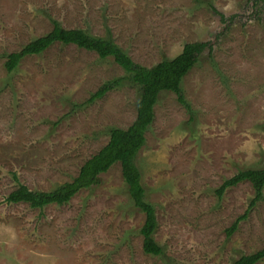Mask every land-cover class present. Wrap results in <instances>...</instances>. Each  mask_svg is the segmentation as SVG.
Instances as JSON below:
<instances>
[{
  "label": "rangeland",
  "instance_id": "1",
  "mask_svg": "<svg viewBox=\"0 0 264 264\" xmlns=\"http://www.w3.org/2000/svg\"><path fill=\"white\" fill-rule=\"evenodd\" d=\"M52 20L112 36L147 68L187 43L211 47L182 83L192 119L173 93H161L136 159L162 256L143 251L145 215L119 163L67 205L5 202L18 184L49 192L71 182L110 129L137 117L139 91L126 80L86 104L126 77L113 58L55 44L7 72L6 56L51 32ZM263 169L264 0H0V264H234L264 249V194L228 236L255 191L245 181L219 200L215 190L239 171Z\"/></svg>",
  "mask_w": 264,
  "mask_h": 264
},
{
  "label": "trees",
  "instance_id": "2",
  "mask_svg": "<svg viewBox=\"0 0 264 264\" xmlns=\"http://www.w3.org/2000/svg\"><path fill=\"white\" fill-rule=\"evenodd\" d=\"M211 8L215 10L214 7ZM52 25L51 32L31 41L20 51L6 56L5 68L7 72H15L24 59L42 55L55 44L74 45L79 49L96 53L102 60L113 58L116 64L124 70L126 77L104 83L90 96L86 104L101 100L126 80L139 91L137 117L127 129H110L108 143L82 165L78 175L71 182L64 183L49 192L33 191L23 184H18L17 188L5 198V202L11 205L24 203L32 209L40 210L50 205H67L80 191L98 185L100 176L119 163L131 200L134 206L145 215V221L140 230L143 238V251L147 255L162 256L164 249L154 238L158 228L155 207L146 199L142 174L136 165V159L146 145V133L154 123L155 106L161 93H173L178 103L186 109L192 119L193 110L185 97L182 83L199 63L202 54L206 50L211 53V47L208 43H187L175 58L162 60L154 67L147 68L135 63L113 41L112 36L98 38L84 30H67L54 20H52ZM13 179L18 182L16 175H13ZM245 181L252 184L255 196L246 212L239 216L227 230L228 236L237 231L240 223L248 218L250 211L263 200L264 169L239 171L215 190V194L220 200L228 189ZM263 259L264 249L249 256H242L234 264H258Z\"/></svg>",
  "mask_w": 264,
  "mask_h": 264
}]
</instances>
